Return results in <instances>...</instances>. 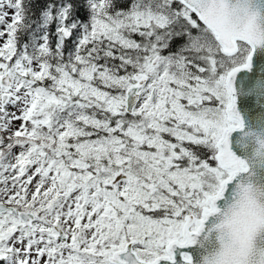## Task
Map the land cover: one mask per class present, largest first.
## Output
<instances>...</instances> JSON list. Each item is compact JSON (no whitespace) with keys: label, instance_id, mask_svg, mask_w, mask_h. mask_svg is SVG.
Returning <instances> with one entry per match:
<instances>
[{"label":"snow or ice","instance_id":"6c2138e0","mask_svg":"<svg viewBox=\"0 0 264 264\" xmlns=\"http://www.w3.org/2000/svg\"><path fill=\"white\" fill-rule=\"evenodd\" d=\"M0 264H264V0H0Z\"/></svg>","mask_w":264,"mask_h":264}]
</instances>
